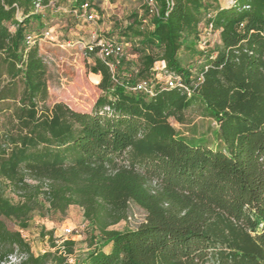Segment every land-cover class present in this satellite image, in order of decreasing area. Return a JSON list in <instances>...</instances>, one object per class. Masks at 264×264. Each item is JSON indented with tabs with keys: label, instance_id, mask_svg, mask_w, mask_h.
<instances>
[{
	"label": "trees",
	"instance_id": "16d2710c",
	"mask_svg": "<svg viewBox=\"0 0 264 264\" xmlns=\"http://www.w3.org/2000/svg\"><path fill=\"white\" fill-rule=\"evenodd\" d=\"M50 1L0 0V177L24 194L13 203L0 193L1 258L19 250L22 264H46L51 254L34 256L4 219L27 227L42 193L60 212L81 206L99 231L70 264H264V0H157L156 15L145 4L117 38L133 40L136 66L122 59L113 71L88 54L102 76L90 111L47 104L39 44ZM61 1L72 14L101 0H58L56 8ZM206 26L220 38L202 49ZM158 61L173 86L154 78ZM150 79L153 95L133 88ZM193 107L215 122V143L173 124L186 123ZM132 202L145 220L109 229ZM75 244L65 240L57 259L67 262Z\"/></svg>",
	"mask_w": 264,
	"mask_h": 264
},
{
	"label": "rangeland",
	"instance_id": "374dc122",
	"mask_svg": "<svg viewBox=\"0 0 264 264\" xmlns=\"http://www.w3.org/2000/svg\"><path fill=\"white\" fill-rule=\"evenodd\" d=\"M98 1V0H96ZM227 1L228 0H224ZM62 8L48 7L43 12L44 29L50 34L39 44L40 51L46 58L48 66L49 97L47 104L64 102L75 110L90 111L102 91L98 86V73L92 70L94 57L88 55L85 45L99 37L117 39L121 31L131 21L132 14L142 13L145 0H101L98 5L97 18L88 21L84 17H75L69 12L68 3L60 2ZM36 26V24H35ZM213 47L219 41L218 33L208 35ZM218 39V41H217ZM133 40L126 43L125 55L129 64L136 66ZM96 78V79H95ZM157 79V75H154ZM187 121L182 124L173 120L175 127L189 137H203L215 143L216 124L199 115L197 108L186 112ZM32 185H40L42 191L49 189V183H39L27 179ZM0 193L13 203H21L24 194L14 189L13 184L0 177ZM35 204L30 212L27 227L21 228L15 219L4 218L7 227L12 231H20L34 256L50 253L46 264H70L91 248L93 237L99 231L85 218L84 209L79 205H70L65 212L50 206L44 194H35ZM146 212L136 203H130L126 216L109 229L125 230L135 228L145 220ZM71 229V233H67ZM45 231L46 235H42ZM49 232L56 246L49 240ZM48 233V234H47ZM65 240H74V253L67 256V262H60L57 257L63 255L61 246ZM5 247L0 244V254ZM25 252L16 250L7 259L0 256V264H22Z\"/></svg>",
	"mask_w": 264,
	"mask_h": 264
},
{
	"label": "built area",
	"instance_id": "2783aa9c",
	"mask_svg": "<svg viewBox=\"0 0 264 264\" xmlns=\"http://www.w3.org/2000/svg\"><path fill=\"white\" fill-rule=\"evenodd\" d=\"M58 0H51L50 6L56 8ZM171 1V0H170ZM233 1V0H231ZM145 4L148 7V10L151 15L159 14V6L157 0H145ZM44 7L41 4L36 5V11L42 12ZM72 14L75 17H84L88 21H93L97 18L98 10L92 7L90 2H85L80 8H76L72 11ZM218 33L220 38V32L212 30L211 26H206L201 34V41L200 47L205 49L211 45L210 37L208 35H214ZM50 32L47 30L45 32V36H48ZM218 41V39H217ZM125 47L126 44L123 42L118 41L115 38H108V37H99L92 41H89L85 45L86 53H95L97 56L108 60L109 65L113 71H115L117 64L120 63L122 57L125 55ZM157 71V80H165L167 84L170 86L174 85V80L172 74L167 73L166 71V64L164 61H158L155 64V68ZM135 90L144 91L149 95H153L154 93V79L144 80L139 82L135 87ZM67 233H71V229H67Z\"/></svg>",
	"mask_w": 264,
	"mask_h": 264
},
{
	"label": "crops",
	"instance_id": "0c3cea01",
	"mask_svg": "<svg viewBox=\"0 0 264 264\" xmlns=\"http://www.w3.org/2000/svg\"><path fill=\"white\" fill-rule=\"evenodd\" d=\"M97 76H98L97 82H99V81L101 80V77H102V76H101L100 73H98ZM95 79H96V78H95Z\"/></svg>",
	"mask_w": 264,
	"mask_h": 264
}]
</instances>
